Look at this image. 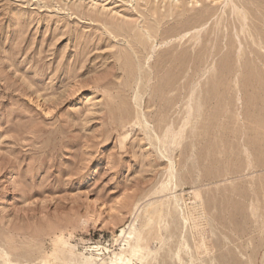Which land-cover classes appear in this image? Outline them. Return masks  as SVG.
Wrapping results in <instances>:
<instances>
[{"label":"rangeland","instance_id":"374dc122","mask_svg":"<svg viewBox=\"0 0 264 264\" xmlns=\"http://www.w3.org/2000/svg\"><path fill=\"white\" fill-rule=\"evenodd\" d=\"M120 254L264 264V0H0V264Z\"/></svg>","mask_w":264,"mask_h":264},{"label":"bare ground","instance_id":"6f19581e","mask_svg":"<svg viewBox=\"0 0 264 264\" xmlns=\"http://www.w3.org/2000/svg\"><path fill=\"white\" fill-rule=\"evenodd\" d=\"M201 30H202V28H201ZM116 258H117L116 260H113V264H133V262L131 261V259H128V261L125 262L122 254L116 255Z\"/></svg>","mask_w":264,"mask_h":264}]
</instances>
